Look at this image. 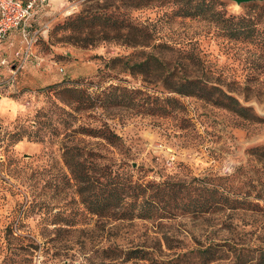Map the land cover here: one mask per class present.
Masks as SVG:
<instances>
[{
    "label": "rangeland",
    "instance_id": "1",
    "mask_svg": "<svg viewBox=\"0 0 264 264\" xmlns=\"http://www.w3.org/2000/svg\"><path fill=\"white\" fill-rule=\"evenodd\" d=\"M144 1L47 0L24 35L13 29L0 40V264H202L207 247L217 246L222 259L264 247V201L255 210L151 221L98 217L81 204L64 147L133 182L229 177L249 199L264 169L248 154L264 145V12L250 11L264 3L217 0L230 15L259 20L252 42H228L209 21L175 16L179 0ZM92 16L99 18L79 19ZM105 16L136 27L114 33ZM207 69L209 81L218 77L260 120L164 84L167 71L178 82ZM70 88L91 97L92 108L75 110ZM82 128H109L119 140ZM136 250L148 260H128ZM222 259L212 264L229 261Z\"/></svg>",
    "mask_w": 264,
    "mask_h": 264
},
{
    "label": "trees",
    "instance_id": "2",
    "mask_svg": "<svg viewBox=\"0 0 264 264\" xmlns=\"http://www.w3.org/2000/svg\"><path fill=\"white\" fill-rule=\"evenodd\" d=\"M25 2L26 0H18ZM161 1V0H160ZM165 0H162L164 2ZM180 4L174 12L175 16L183 18H197L209 21L214 25L222 38L228 42H252L255 36V26L259 23L257 18H252L248 14L234 16L227 13L222 3L217 0H179ZM144 5L151 4V0H145ZM170 3V2H166ZM258 9L264 12V6L254 4L251 10ZM96 16L89 18H79L81 22L95 20ZM112 32L122 30H132L136 26L128 24L124 20L113 19L112 16L104 17ZM109 22H111L109 24ZM106 29L105 26H101ZM136 30V29H135ZM138 43V42H137ZM139 44V43H138ZM145 45V44H144ZM149 59H153L152 56ZM156 61L155 59H153ZM118 59L112 60L116 63ZM149 60L136 66L135 69H142L147 66ZM145 71V70H143ZM214 73L207 69L194 79H181L178 82L171 80L172 73L166 72L163 80L167 83V89L177 95L197 96L214 106L228 110L239 118L250 121L260 120L255 115L252 108L244 106L231 88L223 89L219 83L220 79L216 75V81L208 79ZM75 95V110L85 111L92 108L93 99L87 96L82 90L77 88L66 89ZM260 95V94H259ZM254 97H258L259 96ZM86 96V97H85ZM245 100L253 97L245 94ZM82 135L95 138H103L111 144H116L119 137L109 128L102 129H81ZM248 154L256 161L264 164V145L252 147ZM83 157L72 147H64L62 160L67 167L69 174L75 184V191L81 200V204L91 214L104 217L109 216L115 221L120 220H145L151 219L167 220L174 219L178 215H187L192 218L211 215L215 212L229 210H255L260 208L259 201H264V169L259 170L257 175L255 194L249 199V193L234 192L230 186L229 177L206 176L192 179L185 182H173L165 180L161 183L150 181L147 183L132 181V177L127 173L115 172L109 165L101 166L97 162L100 160L94 155L87 154ZM256 202V203H255ZM214 247H207L198 253V259L202 264H212L221 260L220 254L223 251ZM233 252V253H232ZM222 260H229L226 264H264V247L261 248H238L234 249ZM148 253L141 250L128 251V260H148Z\"/></svg>",
    "mask_w": 264,
    "mask_h": 264
},
{
    "label": "built area",
    "instance_id": "3",
    "mask_svg": "<svg viewBox=\"0 0 264 264\" xmlns=\"http://www.w3.org/2000/svg\"><path fill=\"white\" fill-rule=\"evenodd\" d=\"M47 0H0V40L13 29H20L24 35L25 27L34 16L36 9L44 6ZM174 157H170L173 162Z\"/></svg>",
    "mask_w": 264,
    "mask_h": 264
},
{
    "label": "water",
    "instance_id": "4",
    "mask_svg": "<svg viewBox=\"0 0 264 264\" xmlns=\"http://www.w3.org/2000/svg\"><path fill=\"white\" fill-rule=\"evenodd\" d=\"M237 7L245 5V4H254L255 2L264 3V0H229Z\"/></svg>",
    "mask_w": 264,
    "mask_h": 264
}]
</instances>
